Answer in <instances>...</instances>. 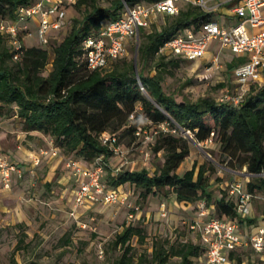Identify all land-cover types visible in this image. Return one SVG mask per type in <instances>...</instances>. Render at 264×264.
I'll return each instance as SVG.
<instances>
[{"label":"trees","instance_id":"1","mask_svg":"<svg viewBox=\"0 0 264 264\" xmlns=\"http://www.w3.org/2000/svg\"><path fill=\"white\" fill-rule=\"evenodd\" d=\"M33 1L0 0V19L13 20L19 7ZM100 1L76 0L71 6L79 15L67 18L61 38H51L44 46H29L17 60L12 58L8 37L0 32V117H18L25 133L49 136L64 156L76 154L82 165L90 166L101 157L106 163L101 181L109 187L129 184L131 198L137 193L143 200L155 191L164 190L165 194L172 193L177 202L202 201L205 206L213 205V214L235 219L241 226L243 219L236 213L233 196L225 190L213 200L210 175L218 165L226 170L235 165L244 166L252 175L243 183L245 190L264 194L261 175L264 172V71L261 81L250 82L236 105L203 96L195 100L183 96L177 100L173 93H166L162 87L165 74L180 60H190L160 54L159 46L176 33L186 28L196 30L202 22L213 19V14L188 3L181 5L175 15H163L168 20L161 27L138 31L136 68L140 66V69L136 70L144 92L139 88L132 57L128 55L112 60L106 67L87 71L80 61L82 40L97 32L104 20L119 18L123 1L132 5L156 0H108V5H101ZM151 60L154 72L145 74L142 67ZM48 63L50 69L46 71ZM217 86L225 88L221 82ZM141 114L145 121L165 123L175 130V133L159 130L155 136L153 150L163 152V161L152 173L143 167L113 174L107 165L112 151L101 143L100 135L119 129L134 135ZM185 131H188L186 136L182 134ZM211 132L226 157L225 163L193 162L190 168L178 173V167L189 154L190 140L203 142ZM0 152L12 159L11 155ZM13 160L24 163L20 158ZM106 175L108 180L104 178ZM188 230L189 237L174 241L154 237L149 251L133 253L131 239L141 243L145 232L142 227L128 223L110 242L113 248L119 245L122 249L111 264H197L205 246L198 231Z\"/></svg>","mask_w":264,"mask_h":264},{"label":"rangeland","instance_id":"2","mask_svg":"<svg viewBox=\"0 0 264 264\" xmlns=\"http://www.w3.org/2000/svg\"><path fill=\"white\" fill-rule=\"evenodd\" d=\"M232 3L229 2L226 6ZM100 4L108 5L109 1L101 0ZM73 14L79 15V12L68 6L66 17L69 18ZM33 19H38V16H33ZM167 20L166 16L160 14L150 27L144 30L149 31L153 26L159 28ZM32 21H29L28 25L30 31L34 32ZM134 47L135 42L129 45L128 56L133 57ZM48 56L50 61L51 50ZM227 65V60L220 57L217 64L211 67L210 55L201 60H180L176 67L170 68V72L165 74L162 81L163 90L173 93L177 100L183 96L190 100L200 96L219 100L224 88L217 84L221 82L226 85L231 79ZM152 66L153 60L142 67L143 72L153 73ZM49 69L48 63L46 71ZM136 69H140V66ZM186 80L189 82L186 83ZM138 121L141 127L138 135L121 132L122 129L115 132L117 143L123 152L117 155L113 153L108 161L111 167H119L120 170H138L144 167L152 173L163 161V152L153 150L157 135L154 131L159 129L160 125L145 121L142 114ZM163 126L168 128L165 124ZM193 140H190L189 154L177 169L178 173L181 174L190 168L193 162L199 164L209 160L225 163L226 157L222 154L217 139L212 143ZM0 151L11 155L12 159L16 157L24 161L43 153L33 179L26 174L8 190L0 186V264H111L112 259L122 249L119 245L113 248L110 242L128 223L142 227L145 232L143 242L136 241V238L131 239L130 252L133 253L149 251L154 237L174 241L176 238L191 235L188 230L190 221L195 217L202 201L177 202L172 193L165 194L164 190L155 191L143 200L137 193L131 198L132 194L130 200L139 206V212L133 214L132 218L128 216L130 209L118 203H97L89 208L76 207L74 214H71L74 185L63 184L61 176L68 171L65 167L66 159L79 157L76 154L64 156L56 142L47 135L25 133L21 120L16 116L0 117ZM231 177L244 183L250 180L252 175L248 174L244 166L235 165L231 170L222 171L216 168L210 175L213 200L227 190ZM104 178L108 180V175ZM116 188L125 191L122 184ZM252 205L258 215L264 213L262 195L254 197ZM81 223H85V227H82ZM19 239H23V242L20 243ZM246 254L248 259L252 257L250 251Z\"/></svg>","mask_w":264,"mask_h":264},{"label":"built area","instance_id":"3","mask_svg":"<svg viewBox=\"0 0 264 264\" xmlns=\"http://www.w3.org/2000/svg\"><path fill=\"white\" fill-rule=\"evenodd\" d=\"M75 1L34 0L31 4L19 7L13 20L0 19V32L8 37L12 58L19 59L27 48L25 38L31 35L30 28L25 26L27 22L35 21V45H47L50 39L54 38L52 33L64 28L67 20L66 8ZM229 2H233L228 8L236 17L233 24H222L213 17L212 20L202 22L196 30L186 28L176 33L159 46L158 53L180 56L192 61L203 56L210 41L217 40L221 47L230 52L244 54L245 60L232 71L235 85L231 89L225 88L222 97L219 98L220 102L236 105L243 99L250 82L261 81L264 71V15H262L264 0H156L132 5L123 1L119 18L104 20L97 32L87 35L82 40L80 61L87 71H93L106 67L114 59L128 55V47L136 42L140 28H149L160 14H177L181 4L188 3L201 8L206 13L215 14L219 8ZM33 16H38V19H33ZM216 64L217 57L213 56L211 67ZM137 83L144 92L139 80ZM129 118H133V113ZM163 124L165 123H160L159 129L154 132L157 133L159 130L175 132L174 129L168 130L169 128H165ZM140 131L141 127L138 126L134 135H138ZM182 134L186 136L188 131ZM212 136L213 132L203 142L212 143ZM100 140L109 147L112 154L123 152L117 143L115 133L103 132ZM41 155L32 157L30 163L25 166L0 152L1 188L10 189L15 181L26 174L33 179ZM105 164L101 157L90 166L82 165L79 159H66V169L76 178L71 214H74L76 207L89 208L97 203L124 204L130 209L128 213L130 218L139 212V206L130 200L133 193L131 187L125 188L123 185L125 191H120L116 186L109 187L101 181ZM107 165L111 167L110 162ZM218 168L219 171L226 170L224 166L218 165ZM111 169L113 174L120 170L119 167H111ZM261 175L264 177V172ZM226 191L235 198L236 213L241 218L249 215L252 199L259 196L257 193L246 191L239 179L230 180ZM206 215H209L208 219H205ZM80 225L85 227V223ZM189 228L199 232L205 246V250L197 259V264H227L228 252L237 247H250L257 252L264 250V226L258 227L253 233L245 234L241 231L237 220L213 215L210 207L205 206L204 203L199 205Z\"/></svg>","mask_w":264,"mask_h":264},{"label":"crops","instance_id":"4","mask_svg":"<svg viewBox=\"0 0 264 264\" xmlns=\"http://www.w3.org/2000/svg\"><path fill=\"white\" fill-rule=\"evenodd\" d=\"M213 17L216 20H218L220 23L226 24V25L233 24L236 21V17L231 13L228 6H224V7L219 8L218 11L215 14H213ZM32 22L35 26V21H32ZM28 24L29 23L27 22L25 24V26H27L29 29L30 27ZM62 32H63V29L60 31H56V32L52 33V36L57 39L59 37V35L62 34ZM25 44L27 47L33 46L36 44L35 31L34 32L31 31V35H29L25 38ZM206 55H210V58H212L213 56H216L218 60L220 57L227 60V62H228L227 66H228V69H229L230 74H231V79L229 80V83L225 85V88L231 89L235 85V79H234L232 71H233L235 66L242 63L245 60V55L244 54L238 55V54H234V53L230 52L228 49L221 47L219 41H217V40L210 41V43L208 44V46L206 48L205 53L203 54L202 57H200L198 59L201 60ZM22 161L24 162L23 164L25 166H27L30 163V159H29V161H24V159H22ZM232 176L235 177L234 174ZM233 177H231L230 180L237 179V178H233ZM61 178H62V180H64V182H62L63 184L67 185L68 183H70V184L74 185V188H73V193H74V189L76 186V178L70 174V171H67L64 174H62ZM127 187H130L129 184H125V188H127ZM257 194L264 196V194H261V193H257ZM209 207L211 209V213L213 214V212L215 210L214 206L210 205ZM213 215H215V214H213ZM208 217H209V215H206L205 219H208ZM247 218L248 219H255V220L253 222H247V220H246ZM242 219H243V223L241 224L240 229L245 234L253 233L258 227L264 226V213H261L258 215L254 211L252 201L250 203L249 215H247L246 217H243ZM248 251H250L252 253V257H250L249 259H248V256L246 254V252H248ZM228 255H229V258H228L227 264H249V263L250 264H264V250L257 252V251H254L250 247L244 246V247H237L235 250L228 252ZM237 258H240V261H237Z\"/></svg>","mask_w":264,"mask_h":264},{"label":"water","instance_id":"5","mask_svg":"<svg viewBox=\"0 0 264 264\" xmlns=\"http://www.w3.org/2000/svg\"><path fill=\"white\" fill-rule=\"evenodd\" d=\"M137 47H138V40L136 39L135 42V47H134V55L132 57V67H133V72H134V76L136 78V80H138L137 77V70H136V54H137ZM194 141V140H193Z\"/></svg>","mask_w":264,"mask_h":264}]
</instances>
